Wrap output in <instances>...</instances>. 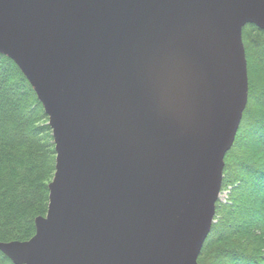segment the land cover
<instances>
[{"label": "water", "instance_id": "95a60500", "mask_svg": "<svg viewBox=\"0 0 264 264\" xmlns=\"http://www.w3.org/2000/svg\"><path fill=\"white\" fill-rule=\"evenodd\" d=\"M264 0H0V55L48 118V207L13 264H197Z\"/></svg>", "mask_w": 264, "mask_h": 264}, {"label": "trees", "instance_id": "16d2710c", "mask_svg": "<svg viewBox=\"0 0 264 264\" xmlns=\"http://www.w3.org/2000/svg\"><path fill=\"white\" fill-rule=\"evenodd\" d=\"M242 41L247 106L224 158L221 192L227 199L215 205L197 264H264V32L246 25ZM47 123L26 78L0 55V243L28 241L35 219L47 213L55 171ZM0 264L13 263L0 252Z\"/></svg>", "mask_w": 264, "mask_h": 264}, {"label": "rangeland", "instance_id": "374dc122", "mask_svg": "<svg viewBox=\"0 0 264 264\" xmlns=\"http://www.w3.org/2000/svg\"><path fill=\"white\" fill-rule=\"evenodd\" d=\"M247 77H248V72H247ZM47 125H48V123H47ZM51 138H52V133H51ZM251 140H247L246 142H250ZM52 145L54 146V144H53V138H52ZM222 185V184H221ZM227 191H224V192H221V189H220V193H219V197H218V200H220V201H222V202H225L226 201V199H227ZM254 202H252V204H253ZM257 204V203H256ZM255 204V205H256ZM198 260V259H197Z\"/></svg>", "mask_w": 264, "mask_h": 264}]
</instances>
